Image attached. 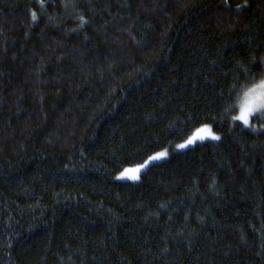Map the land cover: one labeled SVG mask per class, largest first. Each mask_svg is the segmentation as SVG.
<instances>
[{
	"label": "trees",
	"instance_id": "trees-1",
	"mask_svg": "<svg viewBox=\"0 0 264 264\" xmlns=\"http://www.w3.org/2000/svg\"><path fill=\"white\" fill-rule=\"evenodd\" d=\"M261 80L264 0H0V264H264Z\"/></svg>",
	"mask_w": 264,
	"mask_h": 264
},
{
	"label": "snow or ice",
	"instance_id": "snow-or-ice-1",
	"mask_svg": "<svg viewBox=\"0 0 264 264\" xmlns=\"http://www.w3.org/2000/svg\"><path fill=\"white\" fill-rule=\"evenodd\" d=\"M32 15L33 19H35V13H33ZM237 107L238 112L237 114L231 116V121L239 122L241 125H243L244 128H250L253 131H260L261 129H257L253 126V119L264 118V80H261L257 85L248 89L244 93L243 97L240 98ZM207 139L219 140L220 137L218 135H215L208 125H204L196 132L195 135L187 139L185 143L179 144L178 147L183 149L188 147L189 145L195 144L196 141L203 142ZM165 155L166 153L161 152L151 157V159L159 160ZM139 171V168L135 170L126 169L118 178H124L125 176H127V178L129 179L135 180L138 179L137 173Z\"/></svg>",
	"mask_w": 264,
	"mask_h": 264
},
{
	"label": "rangeland",
	"instance_id": "rangeland-1",
	"mask_svg": "<svg viewBox=\"0 0 264 264\" xmlns=\"http://www.w3.org/2000/svg\"><path fill=\"white\" fill-rule=\"evenodd\" d=\"M256 85H257V84H256ZM254 86H255V85H254ZM252 87H253V86H252ZM250 88H251V87H250ZM250 88H248V89H250ZM248 89H247V90H248ZM247 90H245V91L240 95L239 100H240V98L243 97L244 93H245ZM238 103H239V101H238ZM208 126L211 128L212 132L214 133V131H213V129H212V126H211V125H208ZM202 127H203V126H201L200 128H202ZM200 128H198L197 130H195V131H194V132H193V133H192L187 139H189L190 137H192L193 135H195L196 132H197ZM214 134H215V135H218V134H216V133H214ZM218 136L221 138L220 135H218ZM187 139H186V140H187ZM186 140H185V141H186ZM219 140H220V139H219ZM219 140H211V139H207V140H204L203 142H206V141H213V142H216V141H219ZM185 141H183V142H181V143H177V144H175L174 146H172V147H170V148H167V149H165V150H162V151H159V152H157V153H154L153 155L149 156L146 160H144L142 163H139V164H136V165H133V166H128V167H126V168L123 169L119 174H117L116 179H117L118 181H122V182L139 183V182L141 181V176H142V174H143L144 172H146V171H147L152 165H154V164H156V163L163 162V161L169 159L170 156H171L172 154H174V153H180V152H183V151H185V150H187V149H189V148L194 147L196 144L201 143V141H196L195 144H193V145H189V146L186 147V148H183V149L179 148L178 145H179V144H182V143H185ZM161 152L166 153V155H165L163 158H161V159H159V160H152V159H151V157H153V156H155V155H157V154H159V153H161ZM137 168L140 169V171L137 173V175H138V179H135V180H133V179H129V178H127V176H125L124 178H118V177H120L121 173L124 172L126 169L135 170V169H137Z\"/></svg>",
	"mask_w": 264,
	"mask_h": 264
}]
</instances>
